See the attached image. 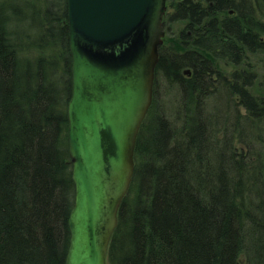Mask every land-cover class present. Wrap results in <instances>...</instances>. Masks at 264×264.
I'll list each match as a JSON object with an SVG mask.
<instances>
[{"label":"trees","instance_id":"1","mask_svg":"<svg viewBox=\"0 0 264 264\" xmlns=\"http://www.w3.org/2000/svg\"><path fill=\"white\" fill-rule=\"evenodd\" d=\"M167 1L182 50L166 34L107 262L264 264V97L241 69L264 54V0ZM71 82L67 0H0V264H66Z\"/></svg>","mask_w":264,"mask_h":264},{"label":"water","instance_id":"2","mask_svg":"<svg viewBox=\"0 0 264 264\" xmlns=\"http://www.w3.org/2000/svg\"><path fill=\"white\" fill-rule=\"evenodd\" d=\"M167 0H67L75 185L66 264H108L135 151L153 104Z\"/></svg>","mask_w":264,"mask_h":264},{"label":"rangeland","instance_id":"3","mask_svg":"<svg viewBox=\"0 0 264 264\" xmlns=\"http://www.w3.org/2000/svg\"><path fill=\"white\" fill-rule=\"evenodd\" d=\"M172 10H174V8L170 10V13H172ZM168 28L169 30L166 33L168 35V42L165 44V47L167 48V50H173L174 52H177V50H182L181 48L177 49L178 47L177 44L181 40L182 32L185 29V23L184 22H173L172 24H169ZM189 50L195 52L196 48L191 47ZM244 65L250 66L252 72L257 74L258 76L257 82L255 83L254 88H253V93L255 95L264 97V83H263L264 82V54H259L255 57L250 56L247 59V61L242 65L241 69L245 67ZM214 66L216 67V70L226 75L235 71L234 70L235 67L225 60H216V63H214ZM164 83L162 81L161 86L164 87ZM179 96H180L179 92H177L176 88H174L173 91L167 89L166 94H163L161 97L162 105L160 107L163 108L164 111H166L167 113L170 111H173L174 110L173 107L177 105L178 101L176 100H178Z\"/></svg>","mask_w":264,"mask_h":264},{"label":"flooded vegetation","instance_id":"4","mask_svg":"<svg viewBox=\"0 0 264 264\" xmlns=\"http://www.w3.org/2000/svg\"><path fill=\"white\" fill-rule=\"evenodd\" d=\"M177 1H180L181 2V0H177ZM198 0H194V2H197ZM175 2H176V0H175ZM166 5H167V7H166V12H165V16H164V30H165V37L167 36L166 35V32H168V30H169V24H172V21H171V19H168V15L170 14V8H174V5L172 6V5H170V3H169V1H167L166 2ZM175 10V9H174ZM174 10H172V13L173 14H175V11ZM164 37V38H165Z\"/></svg>","mask_w":264,"mask_h":264}]
</instances>
